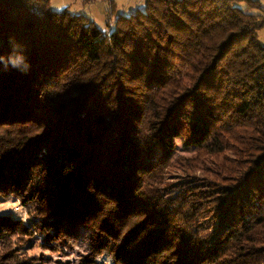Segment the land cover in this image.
I'll return each mask as SVG.
<instances>
[{
    "label": "trees",
    "instance_id": "trees-1",
    "mask_svg": "<svg viewBox=\"0 0 264 264\" xmlns=\"http://www.w3.org/2000/svg\"><path fill=\"white\" fill-rule=\"evenodd\" d=\"M143 4L0 0V264H264V7Z\"/></svg>",
    "mask_w": 264,
    "mask_h": 264
},
{
    "label": "rangeland",
    "instance_id": "rangeland-1",
    "mask_svg": "<svg viewBox=\"0 0 264 264\" xmlns=\"http://www.w3.org/2000/svg\"><path fill=\"white\" fill-rule=\"evenodd\" d=\"M260 1L262 7H264V0ZM115 3V12L110 16L111 19H109L107 16V10H109L110 5L106 0H68V5L71 7L69 10L71 9V11L88 16L95 21L99 28L102 30L107 28L108 31L114 28L115 20L118 15H130L137 9H143L144 6L143 2L141 3L140 0H115ZM241 6L244 7V4H241ZM51 7L53 8L52 4ZM260 33V40L264 45V30H261ZM177 143L178 151L179 153H182L180 141ZM173 175L176 176V178H179V180H182L180 179V174L173 173ZM190 201L193 200L190 199ZM1 215H12L13 217L23 218V220L26 219V214L21 208L19 201L16 198L11 197L0 201V216ZM39 243L40 238L39 240H33L24 250L27 251L29 255H42L45 260L50 261V264H77V262L88 253V245L85 236L78 239L71 246L64 247L58 253L40 248Z\"/></svg>",
    "mask_w": 264,
    "mask_h": 264
},
{
    "label": "clouds",
    "instance_id": "clouds-1",
    "mask_svg": "<svg viewBox=\"0 0 264 264\" xmlns=\"http://www.w3.org/2000/svg\"><path fill=\"white\" fill-rule=\"evenodd\" d=\"M140 2L142 3L143 0H140ZM51 4L53 8L56 10V12L59 14H62L64 11L69 10L68 0H51ZM103 31L108 35L109 38L111 37V33L108 32L107 28H104ZM20 60H23V57H20L19 60L11 59L10 62L12 67H18ZM28 67L29 65H26L24 71H27Z\"/></svg>",
    "mask_w": 264,
    "mask_h": 264
},
{
    "label": "crops",
    "instance_id": "crops-1",
    "mask_svg": "<svg viewBox=\"0 0 264 264\" xmlns=\"http://www.w3.org/2000/svg\"><path fill=\"white\" fill-rule=\"evenodd\" d=\"M106 1H108V0H106ZM114 1H115V0H114ZM68 8H71L70 5H68ZM70 10H71V9H70Z\"/></svg>",
    "mask_w": 264,
    "mask_h": 264
}]
</instances>
